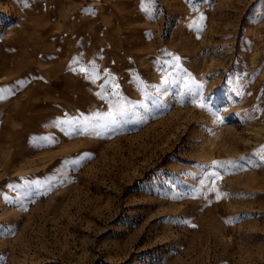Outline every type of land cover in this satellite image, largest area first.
Returning a JSON list of instances; mask_svg holds the SVG:
<instances>
[{"label": "rangeland", "instance_id": "1", "mask_svg": "<svg viewBox=\"0 0 264 264\" xmlns=\"http://www.w3.org/2000/svg\"><path fill=\"white\" fill-rule=\"evenodd\" d=\"M0 96V264H264V0H0Z\"/></svg>", "mask_w": 264, "mask_h": 264}, {"label": "snow or ice", "instance_id": "2", "mask_svg": "<svg viewBox=\"0 0 264 264\" xmlns=\"http://www.w3.org/2000/svg\"><path fill=\"white\" fill-rule=\"evenodd\" d=\"M0 99H4V97H3V96H0ZM198 106H199V107H202V108L206 107V105H205L204 103H200ZM208 110L211 111L210 108H209ZM213 114L215 115V113H213ZM262 159H264V158H262ZM219 163H220L219 161L213 160V161L211 162V165H212V166H216V165L219 164ZM227 163L231 164L232 162H231V161H228ZM210 175L215 176L216 179H220V178H221V177H220V174H219L218 172H213V173H211ZM214 185H215V181H213V190H214ZM219 198H220V197L217 196V199H219Z\"/></svg>", "mask_w": 264, "mask_h": 264}]
</instances>
